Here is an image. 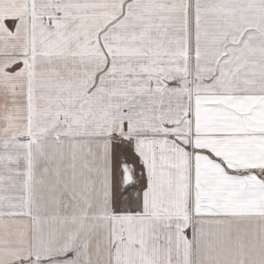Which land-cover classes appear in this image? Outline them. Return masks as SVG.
Instances as JSON below:
<instances>
[{
    "label": "snow or ice",
    "instance_id": "1",
    "mask_svg": "<svg viewBox=\"0 0 264 264\" xmlns=\"http://www.w3.org/2000/svg\"><path fill=\"white\" fill-rule=\"evenodd\" d=\"M0 264H264V0H0Z\"/></svg>",
    "mask_w": 264,
    "mask_h": 264
}]
</instances>
